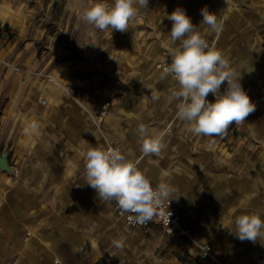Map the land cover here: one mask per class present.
<instances>
[{"label": "crops", "instance_id": "crops-1", "mask_svg": "<svg viewBox=\"0 0 264 264\" xmlns=\"http://www.w3.org/2000/svg\"><path fill=\"white\" fill-rule=\"evenodd\" d=\"M3 7L6 31L22 28V11ZM177 7L241 74L255 105L222 137L191 134L174 106L163 97L150 100L151 92L176 87L156 64L165 57L171 62L167 17ZM204 8L222 22L219 33L201 25ZM79 39L65 57L57 48L46 61L24 54V45L11 62L10 43L0 48V151H8L10 166L0 170V264H52L55 258L67 264H264V239L241 241L231 231L238 215L264 217V0H148L126 31L84 30ZM105 101L110 106L97 131L92 116ZM33 122L38 129L30 128ZM140 123L165 133L158 155L142 154ZM107 143L135 161L153 186L175 187L171 201L180 224L209 248V257L159 226H127L115 215V201L99 200L86 183L84 154Z\"/></svg>", "mask_w": 264, "mask_h": 264}, {"label": "clouds", "instance_id": "clouds-1", "mask_svg": "<svg viewBox=\"0 0 264 264\" xmlns=\"http://www.w3.org/2000/svg\"><path fill=\"white\" fill-rule=\"evenodd\" d=\"M148 0H92L81 13L86 26L94 30L124 32L139 15ZM201 25L219 33L223 24L215 13L204 8ZM167 19L172 22L168 49L171 62L163 69L162 77H171L176 87L167 94L151 92L150 100L174 106L177 119L197 136H224L233 124H242L255 110L247 92L240 83V75L228 60L198 31L191 17L177 7ZM214 101L207 99L209 94ZM33 122L31 129H38ZM25 133L29 128L24 129ZM135 132L143 155H158L164 148V132H156L149 125L138 124ZM86 183L93 188L99 200L115 201L121 211L130 213V220L145 223L152 220L157 209L177 197L169 182L153 186L148 176L129 160L119 148L90 147L84 154ZM234 234L241 240L255 242L264 239V217L257 213L241 214L234 218ZM113 245L122 247L120 240Z\"/></svg>", "mask_w": 264, "mask_h": 264}, {"label": "rangeland", "instance_id": "rangeland-1", "mask_svg": "<svg viewBox=\"0 0 264 264\" xmlns=\"http://www.w3.org/2000/svg\"><path fill=\"white\" fill-rule=\"evenodd\" d=\"M91 2L92 0H0L1 17L5 14V3L13 12L23 13L18 19L19 23H23V27L13 28L12 31H6L4 20L0 19V48L10 43L11 62L19 59L21 46L24 45L26 48L23 53L31 54V59L51 60L57 48H64L65 52H61L60 56L65 57L69 45L78 42L84 30L89 32L93 29L86 26L81 19L82 10ZM108 2L111 3V0ZM143 26L149 27L148 24ZM12 67L20 69L15 64ZM166 251V248L161 249L158 254L164 256Z\"/></svg>", "mask_w": 264, "mask_h": 264}, {"label": "built area", "instance_id": "built-area-1", "mask_svg": "<svg viewBox=\"0 0 264 264\" xmlns=\"http://www.w3.org/2000/svg\"><path fill=\"white\" fill-rule=\"evenodd\" d=\"M210 46L213 47L211 43H209ZM170 63V61L165 57L162 59L160 62H157L156 67L160 70L163 71V69ZM207 99L209 101H214V96L212 94H209ZM39 103L44 104L45 101L42 99H39ZM110 103L108 101L103 102L95 112V114L92 116V124L95 127L97 131L101 130V124L103 119L108 113ZM231 126L227 129L226 134L230 131ZM108 147H114L118 148L117 146L111 145L107 143L104 148ZM135 162V161H133ZM136 163V162H135ZM137 164V163H136ZM138 167V166H137ZM115 215L120 218L127 226L131 228H138V229H149L152 226L156 225L159 226L165 233L167 234H175V235H181L189 239L193 244L196 245L200 252V256L202 258L209 257L210 252L209 248L205 246L204 244H198L195 242L194 239L188 234V231L186 228H184L179 221V216L175 209L173 208V203L170 200L165 201L158 209H157V214L153 217L152 220H149L143 224L141 223H136L133 220L129 219V216L131 215L130 213H125L121 211V209L117 206L115 210ZM52 264H67L64 260L60 259H53Z\"/></svg>", "mask_w": 264, "mask_h": 264}, {"label": "water", "instance_id": "water-1", "mask_svg": "<svg viewBox=\"0 0 264 264\" xmlns=\"http://www.w3.org/2000/svg\"><path fill=\"white\" fill-rule=\"evenodd\" d=\"M8 151H0V170L3 172H8L10 170V166L8 164Z\"/></svg>", "mask_w": 264, "mask_h": 264}]
</instances>
